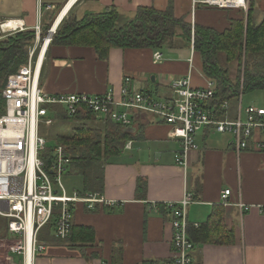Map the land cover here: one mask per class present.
<instances>
[{"label": "crops", "instance_id": "obj_1", "mask_svg": "<svg viewBox=\"0 0 264 264\" xmlns=\"http://www.w3.org/2000/svg\"><path fill=\"white\" fill-rule=\"evenodd\" d=\"M194 1L0 0V25L18 22L16 32L33 33L39 27L40 34L34 33V39L39 38L41 45L44 33L53 30L58 15L63 20L52 31L53 39L64 21L79 22L109 7L132 18L139 8L164 12L171 4L174 18L181 19L192 31L194 26H203L222 32L229 27L230 19L241 15L246 19L248 15L249 2L245 10H225L194 5ZM262 15L259 18L253 12L254 23L262 20L264 12ZM0 34H3L1 29ZM51 41L39 69V87L48 96H103L111 92L118 99L125 87L131 93L143 92L153 99L166 100L172 96V83L179 79L188 78L193 89L206 88L213 80L204 72L201 55L180 44L160 49L110 48L102 59L92 47ZM32 46L33 43L28 52ZM157 52L161 59L154 63L153 54ZM256 92L264 96V91ZM241 99L242 96L228 101L223 118L245 121L246 108L264 109V100L243 107ZM63 114L66 115L65 111ZM260 120L264 122V116ZM90 121L103 126L108 123L94 117ZM128 128L134 131L127 132L128 138L119 151L100 162L97 172L102 178L101 185L86 187L84 177L72 164L64 175H69L68 186L72 187L79 177L76 183L80 187L69 189L72 193L97 195L114 203V206L98 203L92 210L78 205L72 210V227L91 228L92 242L79 244L68 238L56 239L53 220L38 234L45 250L36 256L33 264H159L166 261L173 255L171 218L156 205L178 202L185 192L192 195L194 202L187 216L188 236L194 244L193 264H264V127L254 129L248 148L240 151L231 135L204 128L195 138L197 149L188 153L186 168L175 163L181 144L172 138L169 125L136 113ZM226 190H229L228 205L223 204ZM197 230L201 233L193 236ZM16 238L6 231L0 239V264H23L22 257L12 252Z\"/></svg>", "mask_w": 264, "mask_h": 264}, {"label": "built area", "instance_id": "obj_2", "mask_svg": "<svg viewBox=\"0 0 264 264\" xmlns=\"http://www.w3.org/2000/svg\"><path fill=\"white\" fill-rule=\"evenodd\" d=\"M246 3L242 0L237 6L233 0L194 1V5L225 10H245ZM10 22L1 24L0 28ZM17 29L6 32H16ZM34 33L37 36L40 34L39 27ZM51 33L50 30L48 35ZM48 35L43 37L41 45L38 44L39 38L36 39V45L40 46L38 52V46L29 49L26 64L9 77L1 92L5 107L0 116V218L7 221L9 235L17 237L12 252L22 257L23 264H33L36 256L44 252L45 246L39 242L38 234L53 220L55 238L62 241L70 235L72 210L78 205L89 210L98 203L114 206L113 202H106L97 195H69L65 190L62 180L72 164V155L63 145L47 148L45 139L39 133L42 122L51 123L49 113L56 114L49 108L61 107L68 117L92 116L118 125L123 132L134 121L136 113L154 117L172 128V138L181 144L175 163L184 168L189 151L197 149L195 138L204 128L210 127L219 134L231 135L236 149L240 151L248 148L253 130L264 127V122L260 120L264 109L252 106L245 109V121L239 118L228 120L222 115L218 117L208 106L215 95L213 80L206 88L193 89L188 78L179 79L172 83V96L166 100L153 99L143 92L131 93L125 87L120 90L118 99L111 92L103 96H48L39 87L38 67L41 49ZM191 45L193 50V41ZM153 59L154 63L160 61V53H154ZM124 81L127 83L129 79ZM220 108L225 113L228 102L225 101ZM228 196L229 190L224 191L225 205H228ZM192 203V195L185 192L180 201L162 204L171 218L173 255L160 264H193L191 252L194 244L188 236L190 224L187 217Z\"/></svg>", "mask_w": 264, "mask_h": 264}, {"label": "trees", "instance_id": "obj_3", "mask_svg": "<svg viewBox=\"0 0 264 264\" xmlns=\"http://www.w3.org/2000/svg\"><path fill=\"white\" fill-rule=\"evenodd\" d=\"M253 12L254 5L249 1L247 18L241 15L230 19L229 27L218 32L203 26H194L192 31L181 19L174 18L171 4L164 12L139 8L132 18L109 7L102 13L89 15L79 22L64 21L51 43L89 46L104 59L110 48H174V40L179 38L175 30L181 26L184 30L181 34V39L185 41L183 46L191 47L193 41V50L201 55L206 76L215 81V95L208 106L219 117L223 115L224 111L220 107L225 101L237 99L252 91H264V17L259 23H254ZM17 34L9 36L5 43L0 41V116L5 107L1 92L9 77L26 64L28 48L35 40L33 32ZM222 62L226 66L236 63L234 77ZM63 117L68 118L64 114L61 115ZM78 118L82 117H74L75 120ZM102 127V135L97 129L95 132L85 131L80 126L74 128L70 136L57 139L59 145L69 149L72 165L84 177L86 187L98 183L101 185L102 178L97 172V163L118 152L129 135L110 122ZM156 208L164 209L161 204L156 205ZM2 226L6 232L7 221L0 218V230ZM200 233L201 230H197L193 232V236ZM67 240L79 244L90 243L93 240V230L71 227Z\"/></svg>", "mask_w": 264, "mask_h": 264}, {"label": "rangeland", "instance_id": "obj_4", "mask_svg": "<svg viewBox=\"0 0 264 264\" xmlns=\"http://www.w3.org/2000/svg\"><path fill=\"white\" fill-rule=\"evenodd\" d=\"M247 3L249 1L252 2V4L254 5V15H259V18L261 16H263V12H264V2L263 0H245ZM246 3V4H247ZM247 6V5H246ZM247 8V7H246ZM243 13H246V12H243ZM176 35L179 36V38H177L176 40V44H180L181 46L184 45L185 41L182 38L181 34L182 32L184 31L183 30V27L179 26L176 28ZM21 32V31H20ZM25 32V31H24ZM19 33V32H12V33H9V32H3V34H0V41H4L3 43L7 42V39L8 37L10 36H16V34ZM19 35V34H17ZM9 37V38H10ZM36 40V39H35ZM36 42L33 43V46H36ZM38 46V45H37ZM224 64V62H222ZM225 67L229 68L230 69V73H231V76L234 77V74H235V69H236V63H233L229 66H226L224 64ZM232 77V78H233ZM242 96V104H243V107L246 106L248 103L250 102H258V100H264V96H263V93L262 92H249V93H246L244 95H241ZM56 113L57 114H51L49 116V119L51 120V123H47V122H42L39 126V133H40V136H42L45 141H46V146L47 148H53L55 145H57V138L58 137H68L71 135L72 133V130L76 127H80L81 126V129H85V131H89V130H92L91 132H95V129L99 130L101 132V135L103 134V124H99V123H95L93 121H90V119H92L91 116H84L82 118H78L77 121H74V120H71V118H61V115H63V109L61 107H56ZM84 121L83 123L79 122V121ZM101 162V161H100ZM100 162L97 163L96 165V168L98 169V171L100 170ZM74 170L77 171V169H75L74 167ZM68 179H69V175L68 176H64L63 180H62V184L63 186L65 187V190L67 191V193L69 195L72 194V192L70 190L72 189H78L80 187V185L78 183H76V180L79 182V177H76L75 181H73V185L74 187H72L71 185L68 186ZM70 189V190H69ZM77 191V190H76ZM80 191V190H78ZM81 192V191H80ZM3 221V220H2ZM5 228L2 226L1 227V230H0V239H3V235L6 234L5 231Z\"/></svg>", "mask_w": 264, "mask_h": 264}, {"label": "bare ground", "instance_id": "obj_5", "mask_svg": "<svg viewBox=\"0 0 264 264\" xmlns=\"http://www.w3.org/2000/svg\"><path fill=\"white\" fill-rule=\"evenodd\" d=\"M233 2L237 5V6H240L241 5V3H242V0H233ZM61 12V11H60ZM60 14V13H59ZM63 20V17H61V16H59L58 15V17H57V19H56V21H54L55 23H54V25L52 26L53 28V30L52 31H55L56 30V28H57V26L60 24V22ZM20 26V23H18V22H10V23H7V24H5L2 28H0V29H2L3 31H8V30H12V29H15V28H17V27H19ZM51 31V32H52ZM53 33V32H52ZM50 38H51V36L50 35H48V38L46 39V42L44 43V45L42 46V49H41V53H40V56H39V61H38V67H40V65H41V61H42V57H43V54H44V51L46 50V47H47V45H48V43H49V41H50Z\"/></svg>", "mask_w": 264, "mask_h": 264}, {"label": "water", "instance_id": "obj_6", "mask_svg": "<svg viewBox=\"0 0 264 264\" xmlns=\"http://www.w3.org/2000/svg\"><path fill=\"white\" fill-rule=\"evenodd\" d=\"M48 33H49V31H48V32H45L43 36H44V37L47 36ZM50 36H51V39H53V38L55 37V33H51ZM133 131H134V129H132V128H127V129L125 130V132H133Z\"/></svg>", "mask_w": 264, "mask_h": 264}]
</instances>
